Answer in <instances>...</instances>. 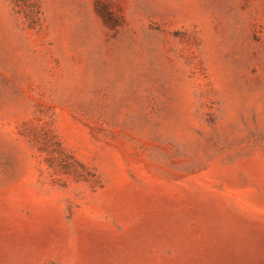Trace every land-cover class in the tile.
Segmentation results:
<instances>
[{
	"label": "rangeland",
	"instance_id": "374dc122",
	"mask_svg": "<svg viewBox=\"0 0 264 264\" xmlns=\"http://www.w3.org/2000/svg\"><path fill=\"white\" fill-rule=\"evenodd\" d=\"M0 264H264V0H0Z\"/></svg>",
	"mask_w": 264,
	"mask_h": 264
}]
</instances>
